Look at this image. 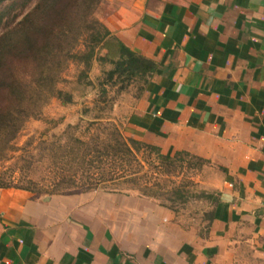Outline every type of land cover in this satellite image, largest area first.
I'll list each match as a JSON object with an SVG mask.
<instances>
[{
  "label": "crops",
  "instance_id": "obj_1",
  "mask_svg": "<svg viewBox=\"0 0 264 264\" xmlns=\"http://www.w3.org/2000/svg\"><path fill=\"white\" fill-rule=\"evenodd\" d=\"M153 60L125 134L216 169L205 221L137 192L0 188V264H264V0H105Z\"/></svg>",
  "mask_w": 264,
  "mask_h": 264
},
{
  "label": "trees",
  "instance_id": "obj_2",
  "mask_svg": "<svg viewBox=\"0 0 264 264\" xmlns=\"http://www.w3.org/2000/svg\"><path fill=\"white\" fill-rule=\"evenodd\" d=\"M3 1L13 0H0ZM36 2L21 20L15 24L9 21L0 34V155L10 149L11 139L15 138L25 120L40 114L43 102L50 97L71 102V94L58 87L63 63L67 59L83 62L85 67L80 70L81 77H85V69H89L93 59L110 64L111 67L103 71L102 94L107 92L105 85L114 87L120 82L118 90H124L135 77L148 83L156 68L153 60L130 49L94 18L99 0ZM7 12L4 13L9 15ZM80 35L85 45L78 48ZM102 50L103 54L100 53ZM18 64L24 68L20 69ZM90 125L99 127L100 133L105 135L93 133L87 139L70 135L66 144L55 141L51 144L50 152L55 154L57 168L52 188L46 193L88 192L112 185V192L128 189L124 193L137 192L174 211H177L176 203L188 200L192 180L183 177L166 185L159 179L161 175L177 171L180 166L176 156L186 153L163 154L156 145L125 136L117 124L92 122ZM68 128L73 127L69 125ZM5 135L7 138L3 137ZM150 152H154V159ZM139 153L146 154L145 164L155 170V175L147 177L144 165L137 158ZM7 187L34 189L0 182V188Z\"/></svg>",
  "mask_w": 264,
  "mask_h": 264
},
{
  "label": "rangeland",
  "instance_id": "obj_3",
  "mask_svg": "<svg viewBox=\"0 0 264 264\" xmlns=\"http://www.w3.org/2000/svg\"><path fill=\"white\" fill-rule=\"evenodd\" d=\"M104 2L105 0H99L93 16L107 27L104 22L106 18ZM36 3V0L0 2V34L6 29L9 21L15 24L32 10ZM5 10H8L9 15L4 13ZM78 30H80L79 27ZM83 45H85L83 37L80 35L77 46L81 48ZM100 53L103 54L104 51ZM18 66L20 69L24 68L22 64ZM84 67L83 62L72 61L70 58L63 63L58 87L71 94V102L65 103L57 97H50L42 103L38 116H30L25 120L15 138L11 139L10 149L4 150L0 155V182H11L12 185L20 187L31 186L34 188L31 191L34 194L47 195V190L52 188L51 184L57 168L55 154L50 152L54 141L66 144L70 135L87 139L93 133H100L99 127L90 125L92 122L100 123V125L117 124L122 133L127 136L124 130L127 116L133 111L135 102H138L143 95L147 83L135 77L124 90H118L120 82H117L114 87L105 85L107 92L102 94L100 83L104 79L103 71L108 70L111 67L110 64L93 59L89 69H85V77H81L80 70ZM69 125L73 128H68ZM100 135L105 134L100 133ZM7 136L3 137L7 138ZM150 153L154 159V152ZM145 155L139 153L137 158L144 165L143 170L147 177H150L155 175V170L145 164ZM176 157L179 159L177 165L180 166L177 171L170 175H161L159 179L166 185L171 180L179 181L183 177L192 180V193L186 202L175 204L176 213L184 217L186 222L205 221L203 226L204 224L206 226L208 218L202 211L205 210V203L210 201L209 195L213 194L211 180L216 169L204 160L200 162L191 155L178 154ZM134 164L138 168L135 162ZM112 187L108 185L92 191L110 193ZM124 188H127V185ZM127 190L122 191L124 193Z\"/></svg>",
  "mask_w": 264,
  "mask_h": 264
}]
</instances>
